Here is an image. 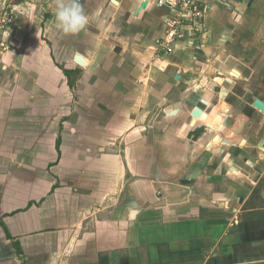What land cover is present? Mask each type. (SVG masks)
Wrapping results in <instances>:
<instances>
[{"label":"crops","instance_id":"obj_1","mask_svg":"<svg viewBox=\"0 0 264 264\" xmlns=\"http://www.w3.org/2000/svg\"><path fill=\"white\" fill-rule=\"evenodd\" d=\"M160 1L81 0L88 23L74 35L55 27V0L17 7L0 56V264H264V115L253 106L264 102V0H200L205 32L163 55L169 85H188L184 103H165L156 123L161 95L141 90L152 81L137 62L180 14ZM111 66L123 88L141 87L117 111L118 134L89 127L60 160L54 131L75 113L74 70L91 86ZM99 89L106 115L130 100ZM170 116L183 142L168 143ZM156 130L168 156L150 142Z\"/></svg>","mask_w":264,"mask_h":264},{"label":"rangeland","instance_id":"obj_2","mask_svg":"<svg viewBox=\"0 0 264 264\" xmlns=\"http://www.w3.org/2000/svg\"><path fill=\"white\" fill-rule=\"evenodd\" d=\"M153 53L154 51H150L149 53H146V50L143 51L142 56L139 58L137 62L138 64H140L143 58L146 60V63L144 64L142 70L146 71L145 73H147V76H149L152 83L146 86L145 88H141L140 85L138 84H134L132 86L133 87L132 89L128 88L131 86L129 84H127L126 89L123 88L121 85L122 77L121 75L119 76V73L116 74L117 69L115 66L106 68L105 70H108V72H106V74L103 73L102 77H95V80L91 82V86L89 85L90 82L88 83H85V81L79 82L83 77L84 71H82L78 67L74 70L72 74V79H73L72 81H75V89L71 88L70 91L68 92V95L74 99L73 106L75 109V113L69 117L60 116L59 118L60 124L56 128L57 131H54L57 134L56 141L58 142L61 139L60 149L58 148V150H60V160L62 158L61 155L63 152H61V149L63 145L67 146V144L69 143L71 144L70 140L74 139L76 135L83 136L85 134L84 131L87 130L89 127L91 128V131L95 130V135H98L99 133L101 134L105 133V130L103 127H109V131H111V133L118 134V133H115L116 130L112 128V127H116L115 125H117V123H115L116 117L119 115L117 111L121 110L122 104L127 105V106L130 105L129 107L132 108L134 101L128 98L130 96V94L128 95V93L132 92L133 90L136 91L138 88L139 89L141 88V90L144 91L145 89L150 88L151 93L156 92V94L158 93L161 95V96L159 95L157 96L160 101V104L157 105V108L154 113L151 112L152 115H155L154 120L156 123H159V121L160 122L163 121V114H164L163 109L166 107L165 103L167 104L171 102L172 103L171 109L175 108L180 103L181 104L184 103V101L183 103L179 102L178 98L181 97V92L186 90L188 85L177 84L176 81H174V79H172L173 83L169 85L170 78H169V75L167 74H168V70H170L169 68L170 66H167L165 62L166 58L160 57L159 59L157 57L156 52L153 58ZM95 75L100 76V72L97 71L96 74H94V76ZM105 83L107 87H109V89L111 90V93L113 94V96L118 95L117 94L118 90H124L125 92L124 96L130 99V100H124L123 102L120 101L119 102L120 104L117 103L119 107L117 109L114 108L113 111L109 110L108 115H106L105 102L101 99L100 95L102 94V92H100V89H99L100 85L105 84ZM170 86L171 88H169ZM165 87H166V92H165ZM61 89H63L62 84H61ZM61 96L63 98H66L67 93L66 94L63 93L61 94ZM163 96L165 97V99ZM161 102L164 103V105L161 104ZM109 103L112 106L114 105L113 107H116L115 101L111 100L109 101ZM132 114H133L132 111L129 110L128 112L125 113V116L128 117V116H131ZM167 122L170 123L171 125V127H167V129L170 131V132L167 131L168 134H170L168 137V143L169 141H171L172 143L175 144V143H178L179 141H182L181 136L178 135V129L180 128L178 127V124L180 123L174 117H171V119H168ZM75 128H77L76 132L74 130ZM47 130H50V127H47ZM92 134H94V132ZM164 137H165V134L161 132L160 130L151 131L150 142L154 143V141H156L155 145L157 146L156 148L157 156H160V155L168 156L166 152L164 153V151L158 148V146L161 145V142H163ZM118 144H116V146L120 147V144L119 145ZM101 148L102 150H105L106 146L103 145ZM64 150L66 151L65 156H67L68 154L73 155V153L71 152L72 149L70 147H65ZM97 152L99 153L100 151L97 150ZM71 159H73V157ZM174 160L175 158H173V161ZM173 165L174 167L176 165L178 167L179 164H176L174 162Z\"/></svg>","mask_w":264,"mask_h":264},{"label":"built area","instance_id":"obj_3","mask_svg":"<svg viewBox=\"0 0 264 264\" xmlns=\"http://www.w3.org/2000/svg\"><path fill=\"white\" fill-rule=\"evenodd\" d=\"M28 0H0V56L6 49L3 35L7 33L16 20L17 7ZM160 7L169 6L178 9L180 14L167 22L166 37L159 40L156 45L157 57L174 53L175 44L187 38H194L206 30V18L209 14L208 5L200 0H161ZM192 40V39H191ZM180 75V72L177 73Z\"/></svg>","mask_w":264,"mask_h":264},{"label":"clouds","instance_id":"obj_4","mask_svg":"<svg viewBox=\"0 0 264 264\" xmlns=\"http://www.w3.org/2000/svg\"><path fill=\"white\" fill-rule=\"evenodd\" d=\"M55 9V27L63 34H77L88 23L81 0H55Z\"/></svg>","mask_w":264,"mask_h":264},{"label":"water","instance_id":"obj_5","mask_svg":"<svg viewBox=\"0 0 264 264\" xmlns=\"http://www.w3.org/2000/svg\"><path fill=\"white\" fill-rule=\"evenodd\" d=\"M146 5H147V3H144L141 7V10L145 9ZM253 106L255 109H257L258 111H260L264 115V102L263 101H261L258 98H254ZM197 112H199V111L196 110V112H195L196 115L198 114ZM176 113H177V111L172 112L171 115H175ZM222 120H223V118L220 115H218L215 119L214 125H219L222 122ZM195 123H196V121L194 120L191 125L195 126ZM209 129H213V127L210 126ZM217 139H218V136L216 137V140Z\"/></svg>","mask_w":264,"mask_h":264},{"label":"trees","instance_id":"obj_6","mask_svg":"<svg viewBox=\"0 0 264 264\" xmlns=\"http://www.w3.org/2000/svg\"><path fill=\"white\" fill-rule=\"evenodd\" d=\"M65 74H66V76H68V77L71 75V73H70L69 71H65ZM71 87H73V85H71ZM60 145H61V139L58 141V148H60ZM4 230H5V232H6L7 238H8L9 240H13V238H12L11 235L9 234V232H8V230H7L6 227H4ZM14 247H15V249L17 250V253H18L19 255H22V254H23V252L21 251V248H20L19 243H15V244H14Z\"/></svg>","mask_w":264,"mask_h":264},{"label":"bare ground","instance_id":"obj_7","mask_svg":"<svg viewBox=\"0 0 264 264\" xmlns=\"http://www.w3.org/2000/svg\"><path fill=\"white\" fill-rule=\"evenodd\" d=\"M186 127H184L182 130H185Z\"/></svg>","mask_w":264,"mask_h":264},{"label":"flooded vegetation","instance_id":"obj_8","mask_svg":"<svg viewBox=\"0 0 264 264\" xmlns=\"http://www.w3.org/2000/svg\"><path fill=\"white\" fill-rule=\"evenodd\" d=\"M170 117H172V116H170ZM197 122V121H196ZM184 127V126H183ZM192 127H194V126H192ZM196 127V126H195Z\"/></svg>","mask_w":264,"mask_h":264}]
</instances>
